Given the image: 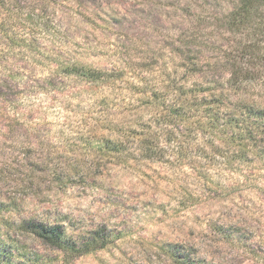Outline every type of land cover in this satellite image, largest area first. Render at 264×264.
Segmentation results:
<instances>
[{
    "label": "rangeland",
    "instance_id": "obj_1",
    "mask_svg": "<svg viewBox=\"0 0 264 264\" xmlns=\"http://www.w3.org/2000/svg\"><path fill=\"white\" fill-rule=\"evenodd\" d=\"M242 1L0 0V264H264V153L240 163L201 130L195 92L203 75L227 87L256 25L234 24ZM248 94L264 107V86ZM101 138L126 151L107 156ZM23 220L69 241L51 247Z\"/></svg>",
    "mask_w": 264,
    "mask_h": 264
},
{
    "label": "trees",
    "instance_id": "obj_2",
    "mask_svg": "<svg viewBox=\"0 0 264 264\" xmlns=\"http://www.w3.org/2000/svg\"><path fill=\"white\" fill-rule=\"evenodd\" d=\"M263 4L264 0H244L241 6L231 13L234 24L240 27L250 23L256 25L249 33L250 40L248 35H246L247 40L243 46L235 51L231 59L226 60V63L233 61L231 77L227 81V87L223 91L219 90L220 85L218 82L212 80L213 77H211V80L207 79L210 77H205V75L200 77L202 78L201 81L195 85V92H204L202 99L203 101L205 100V104H203L202 115L206 124L200 127L201 130L204 129L205 132H209L216 137L222 135L225 145L231 150L233 149L234 156L236 160H240V163L247 162L249 156H256V153L262 156L264 153V107L256 99L247 97L249 96L248 88H252L253 85L264 86V47H260V44L264 43V24L252 22V17L257 18L256 11H259V7ZM184 61L191 72L195 74L201 72L203 65H201L202 63L196 56L188 55ZM74 72V69H71L69 74H75ZM88 75H90L91 79L95 76L90 71L83 73L82 76L86 77ZM224 98L228 103H224ZM147 130L149 133H141L138 138L142 147L147 151L149 150L152 153L151 156L155 157L157 155L155 153L156 149L151 145V139L155 140L153 138L154 135L151 134L154 130ZM121 133L124 134V137L137 138L134 135V131H128L126 132L127 134L125 132ZM96 147L104 151L107 156L126 151L124 143L111 139L105 140V138H101ZM219 152L220 150L218 149ZM63 178L69 179L67 176ZM18 227L20 231L29 233L54 248L62 249L69 241L61 225H50L35 220H23ZM232 230L229 228L230 235H223L224 241L226 239L230 240L234 236L231 232L236 231ZM218 232L222 234L220 229H218ZM100 239V234L93 236L88 248L93 244L92 242L96 243ZM3 244V241H0V256L4 257L5 252L8 251L9 253L11 251ZM174 246L172 244L169 245L171 250L174 249ZM10 255L12 256L11 253L9 255L5 254V257L9 258ZM171 258L175 264H207L191 260L189 254L181 253L180 256L171 254ZM5 264H8L7 261Z\"/></svg>",
    "mask_w": 264,
    "mask_h": 264
}]
</instances>
